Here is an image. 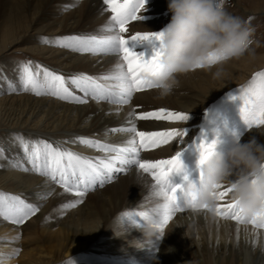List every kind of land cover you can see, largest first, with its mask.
Listing matches in <instances>:
<instances>
[{
    "label": "bare ground",
    "instance_id": "1",
    "mask_svg": "<svg viewBox=\"0 0 264 264\" xmlns=\"http://www.w3.org/2000/svg\"><path fill=\"white\" fill-rule=\"evenodd\" d=\"M147 1L136 14L142 18L130 19L127 31L121 35L127 38L137 32H149L154 23H162L155 20L154 15L168 8V0ZM34 2L36 0L0 2V16H3L0 56L26 38L44 42L45 45L35 44L27 49L45 60L49 71L63 76L73 95L84 102L55 100L48 94L19 93L23 91V84L14 75V68L7 64L2 67L5 71L0 72V189L21 197L36 211L28 222L33 237L20 243L11 238L20 236L21 228L0 216V264H29L30 260L34 264H87L78 256L89 246V240L99 238L106 240L105 245L110 250L107 255L130 260L115 259L112 264H264L263 229L243 225L241 223L245 222L231 217L216 216L205 208L204 211L178 209L156 225L160 234L145 238L143 214L151 213L163 199L151 196L155 181L135 164L124 166L123 171L113 174L102 185L97 183L87 189L66 191L57 180L33 170L24 147L27 144L31 151L33 145L48 143L88 157L95 163L115 157L117 153L89 146L82 143V139L126 147L134 138L138 158L143 161L170 159L176 152L181 153L180 159L185 165L181 173L186 177L192 174L194 162L198 161L196 146L200 142L212 144L219 150L226 149L235 139L247 141L255 137L264 143V126H249L243 118L242 110L247 109L241 92L249 86L256 68L262 66L261 58L254 56L228 62L223 81L213 80L207 69H195L180 76L179 87L164 98L152 87L134 91L126 102L94 97L71 85V78L87 75L106 87L111 86L114 81L100 77L111 74L118 63H125L123 54L99 49L73 50L58 41L69 36L104 38L113 34L105 30L111 16L107 6L103 0H38L40 10L32 16ZM123 2L117 0V3ZM15 3L18 12L13 14ZM126 46L133 52L139 49L131 38H127ZM156 46L152 44L150 48ZM150 48L140 54L144 56ZM153 51L145 59L151 57ZM239 84L236 99L220 107L217 123L207 128L206 115L210 107L202 113L198 110L207 103L208 106L218 103L222 93ZM160 109L185 113L187 119H137ZM132 124L137 131L145 133L177 129L181 136L167 144L142 149L139 148L140 138L134 133L113 131ZM77 191L83 195L78 196ZM221 191L225 195L217 205L232 203L227 188ZM125 213L141 215L129 218ZM28 245L34 246L25 249Z\"/></svg>",
    "mask_w": 264,
    "mask_h": 264
},
{
    "label": "snow or ice",
    "instance_id": "2",
    "mask_svg": "<svg viewBox=\"0 0 264 264\" xmlns=\"http://www.w3.org/2000/svg\"><path fill=\"white\" fill-rule=\"evenodd\" d=\"M146 0H124L123 3H117V0H103L106 10L111 13L109 23L105 30L113 34L97 38L69 36L58 41L61 46L72 48L79 51H94L99 49L103 52L122 53V59L125 63H118L111 74L100 77L102 80L114 81L111 86H104L97 82L96 78L87 75L72 77L70 84L83 91L86 95L91 94L94 97L105 99L118 98L120 102H126L134 91H140L144 88H151L152 84L145 79V74H157L159 71V52L154 48L153 55L145 59L143 54H137L130 50L127 44V38L135 40H154L157 41L161 33L137 32L130 37H125L121 33L127 31L126 24L131 20L141 19L136 13L144 8ZM39 71L33 73L28 65L23 68L22 90L31 91L36 95L50 94L60 99L72 100L75 102H84L80 97L73 95L66 86L65 78L61 75L44 69L43 80H38ZM259 78V79H258ZM15 90V89H13ZM246 99V109L243 111V118L249 126L253 124H264V71L254 74L247 88H242ZM135 114L133 110L132 115ZM176 119L184 121L187 114L182 112H166L160 109L159 112L144 113L137 119ZM113 131H127L139 137V148L147 149L149 146L155 147L158 143L167 144L169 140L180 137L181 133L177 129L162 132L145 133L137 131L134 124L122 129ZM82 143L89 146L101 148L106 152H115L117 155L107 160L93 162L90 158L68 150H61L53 147L51 144L43 143L41 146L33 145L31 151H28V145L25 144L29 162L32 164L34 171L43 175L50 176L53 180L60 182L66 191L87 189L93 184H103L106 179H111L113 174L124 170V166L135 164L144 173L150 174L155 181L153 191L156 196L163 199L151 213H144V217L153 221L156 225L162 224L167 215L177 211L185 203L193 206L199 204L200 207L213 211L216 216L231 217L240 222H251L257 227H264V221H248L239 215L234 203H229L223 209L219 205L215 208H209L200 204L192 197L185 188H181L182 200L178 202L176 196V186L170 185L168 181L169 173L182 169L181 153L176 152L170 159L157 160L154 162L143 161L139 159V149L136 147V140L130 139L126 147H119L107 144H101L98 141L82 139ZM201 162L210 155L212 144L200 142L197 146ZM163 166V167H162ZM187 179V177H185ZM229 192L230 190L227 189ZM77 195H83V192L77 191ZM225 192L219 193V200L222 199ZM72 205H68L71 207ZM36 211L31 205L24 200L15 196H6L0 192V215L14 217V223H23L24 219ZM126 217L139 216L140 213H125Z\"/></svg>",
    "mask_w": 264,
    "mask_h": 264
},
{
    "label": "clouds",
    "instance_id": "3",
    "mask_svg": "<svg viewBox=\"0 0 264 264\" xmlns=\"http://www.w3.org/2000/svg\"><path fill=\"white\" fill-rule=\"evenodd\" d=\"M224 3L168 0L170 20L157 32L161 33L156 46L159 71L145 74L159 97L172 94L180 85L179 77L195 69H207L213 80L223 81L229 61L254 54L255 29L229 13ZM197 167L198 179L188 180L185 189L200 204L215 208L221 189L227 188L240 216L248 221H264V143L252 137L247 141L235 139L224 150L213 146L202 162L199 154ZM151 196L157 197L153 190ZM143 220L145 238L159 233L153 221Z\"/></svg>",
    "mask_w": 264,
    "mask_h": 264
},
{
    "label": "rangeland",
    "instance_id": "4",
    "mask_svg": "<svg viewBox=\"0 0 264 264\" xmlns=\"http://www.w3.org/2000/svg\"><path fill=\"white\" fill-rule=\"evenodd\" d=\"M1 1L2 0H0V2ZM148 2L149 1H147L146 3H148ZM34 7L35 8L31 9V15L32 16H33L32 13L38 12L40 10L39 9L40 3L38 2V0H36V2H34ZM224 8L229 13H231L232 15L241 17L242 19L248 21L249 24L255 29L254 34H253V45H252V50H253L254 54H249V55H246V56L240 58V59H243L246 57H254V56L261 58V65L262 66L256 68L257 70H255L253 72V74L250 76V79H252V77L254 76L255 73H257L259 71H264V65H263L264 64V0H225ZM17 12H18V8H17L16 3H15L13 6V14H16ZM1 16H0V21L3 20L2 19L3 16L2 17ZM170 17H171V13L168 11V8H165L160 13L159 12L156 13L154 15V19L155 20H161L162 23L159 25L154 23V25L152 26V29H149V33L159 32L169 22ZM7 19L11 20L8 17H7ZM132 21H136V20H132ZM132 21L127 22L126 25H128ZM35 27H38V26H35ZM34 29H36V28H34ZM30 39L32 40V38H26L24 40L25 42L22 41L21 43L14 45L10 50L6 51V54L4 52L0 56V72L5 71L4 68H2L5 64H7L8 67L14 68V70H13L14 75H17V79H18V82L20 84H22L23 68L25 65H28L34 74L37 73V71H39L40 74L37 77L38 80H43V70L44 69L48 70V67L46 64L47 62L45 60L41 59V57L31 53V51L27 49L28 47H30L32 45L37 44L38 46H41V45H45V43L41 42L42 43L41 44L40 42H36L34 40L31 41ZM135 42L137 43V46L139 48V49H137V51H135L137 54H140L141 52L150 48V45H152V44L157 45V41H154V40H135ZM48 45H50V44H48ZM152 49H154V48L152 47L145 52L144 58L148 57L150 55V53L153 51ZM231 61H233V60H231ZM231 61H229V62H231ZM239 85L231 87L227 91L222 93L218 97L219 98L218 103H216V104L211 103L209 106L207 103L205 106H202V108H200L198 110V111L202 110L201 111V113H202L205 110V108L210 107V112H209V114L206 115L205 125L207 128H209V127H211L217 123V121L219 119V115H220L219 111L221 110L220 107H223L225 104L232 101L234 98L236 99V97L238 95V90L241 87V85L240 86ZM19 93H26L28 95L34 94L31 91L25 92L24 90L21 92L19 91ZM34 95H36V94H34ZM36 96H39V95H36ZM48 96L55 99V100L61 101V99H59L58 97H55V96L52 97V95H50V94H48ZM198 111H194V112H198ZM263 126H264V124H262V126H260L259 128H261ZM188 140H189V138L187 139V141ZM28 151H29V149H28ZM0 156H1V152H0ZM0 192L4 193V191L1 189H0ZM4 194L6 196L18 197L15 194H11V193L5 192ZM19 198L22 199L21 197H19ZM34 214H35V212L33 214H30L29 216H27V218L24 219L23 223H19V224L13 222L14 217H6L5 215H0V216L2 219H5V221L7 223L15 224L19 228H21L20 233H19L20 236L18 235L17 237L14 236L11 238L14 240L16 239L15 241L20 243L21 241H24V240L28 239L29 237L30 238L33 237L31 230H29L28 222L33 219ZM9 239H7V241L11 242ZM105 241L106 240L104 238H99L97 240L92 239L91 241L89 240V242H90L89 246L87 248H85L84 251L81 254H79V256H78L80 258V260L82 262L87 263V264H112L113 262L116 261L115 259L130 262L128 257L127 258L115 257L114 255L112 256L111 254H110V256L107 255V254H109L110 250L106 247ZM33 246L34 245H30V246L28 245L27 248H25V249L31 248ZM20 250H22V249H20ZM46 259H47V257H45V260ZM94 259H96V260H94ZM29 264H34V262L32 260H30ZM68 264H70V263H68Z\"/></svg>",
    "mask_w": 264,
    "mask_h": 264
}]
</instances>
